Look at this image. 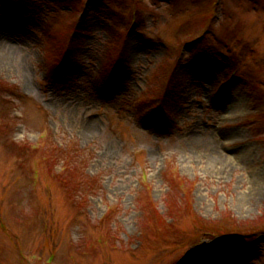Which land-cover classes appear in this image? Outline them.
<instances>
[{
	"label": "rangeland",
	"instance_id": "rangeland-1",
	"mask_svg": "<svg viewBox=\"0 0 264 264\" xmlns=\"http://www.w3.org/2000/svg\"><path fill=\"white\" fill-rule=\"evenodd\" d=\"M0 41V264H264V0H0Z\"/></svg>",
	"mask_w": 264,
	"mask_h": 264
},
{
	"label": "bare ground",
	"instance_id": "bare-ground-1",
	"mask_svg": "<svg viewBox=\"0 0 264 264\" xmlns=\"http://www.w3.org/2000/svg\"><path fill=\"white\" fill-rule=\"evenodd\" d=\"M3 45V43L0 41V47ZM3 49V48H2ZM2 49L0 51H2Z\"/></svg>",
	"mask_w": 264,
	"mask_h": 264
},
{
	"label": "trees",
	"instance_id": "trees-1",
	"mask_svg": "<svg viewBox=\"0 0 264 264\" xmlns=\"http://www.w3.org/2000/svg\"><path fill=\"white\" fill-rule=\"evenodd\" d=\"M206 233V232H205Z\"/></svg>",
	"mask_w": 264,
	"mask_h": 264
}]
</instances>
